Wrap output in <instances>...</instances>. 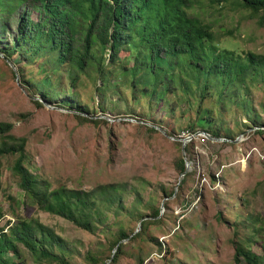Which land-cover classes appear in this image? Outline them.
I'll return each mask as SVG.
<instances>
[{
  "label": "rangeland",
  "instance_id": "374dc122",
  "mask_svg": "<svg viewBox=\"0 0 264 264\" xmlns=\"http://www.w3.org/2000/svg\"><path fill=\"white\" fill-rule=\"evenodd\" d=\"M190 11L214 27L223 45L264 55L263 11L257 15L213 0H196ZM37 71L36 65L27 66V78H39ZM18 74L17 63L0 51V121L12 122V134L29 139L28 166L52 188L121 186L127 209L116 212L115 219V210L108 211V220L87 231L32 203L12 170L19 155L5 154L0 157V227L8 230L18 216L38 219L65 240V262L54 264H95L91 254L114 256L111 244L119 222L134 233L141 229L138 212L151 210L133 206L159 204L163 221L151 225L149 236L124 240L125 253L115 264H138L141 257L144 264H236L235 239L254 235L252 215L264 217L263 79L249 86L252 108L235 105L225 111L224 136L214 139L187 129L195 112L185 107L172 113L149 108L147 101L132 102L129 91L122 98L112 92L102 97L88 83L78 90V100L90 107L84 112L60 106L62 97L43 98ZM181 159L187 161L186 177L178 166ZM172 189L176 194L166 196ZM135 194L141 201L134 205ZM25 254L26 264H37Z\"/></svg>",
  "mask_w": 264,
  "mask_h": 264
},
{
  "label": "trees",
  "instance_id": "16d2710c",
  "mask_svg": "<svg viewBox=\"0 0 264 264\" xmlns=\"http://www.w3.org/2000/svg\"><path fill=\"white\" fill-rule=\"evenodd\" d=\"M195 1L0 0V51L9 62L17 63L23 83L33 86L43 98L62 97L60 106L65 108L90 111L78 100V90L93 83L102 97L112 92L122 98V92L129 91L132 102L147 101L149 108L172 113L185 107L195 112L189 131L205 130L222 137L225 111L235 105L252 108L249 86L264 80V55L240 52L216 40L214 27L190 11ZM213 1L230 2L257 15L263 11L264 15V0ZM17 54L20 58L15 59ZM35 65L39 78H27L26 67ZM98 106L105 109L100 102ZM77 116L82 121H96ZM13 128L12 122L0 121V157L19 155L12 170L32 203L90 232L99 220H108V211L115 210V219L116 212L127 209L124 190L118 185L93 190L64 185L52 188L28 166L29 139L14 136ZM185 150L189 151L188 144ZM178 166L186 177L187 161L181 159ZM174 194V189L166 192V196ZM134 200V205L141 201L139 194ZM133 207L151 211L138 212L141 229L137 233L118 223L111 244L115 254L107 258L109 264L125 253L124 240L149 236L151 225L163 221L159 204ZM3 215L0 209V219ZM251 219L254 235L247 241H234L236 264H264V217L252 215ZM233 225L239 236L238 222ZM156 243L162 250L163 245ZM66 251L64 238L38 219L18 216L8 230L0 227V264H26L25 253L37 264L63 263ZM89 257L95 264H108L101 254ZM144 262V257L138 260V264Z\"/></svg>",
  "mask_w": 264,
  "mask_h": 264
},
{
  "label": "water",
  "instance_id": "95a60500",
  "mask_svg": "<svg viewBox=\"0 0 264 264\" xmlns=\"http://www.w3.org/2000/svg\"><path fill=\"white\" fill-rule=\"evenodd\" d=\"M200 133H205V134H208L211 138H214V139H222L221 137H215V136H212L209 132L205 131V130H201L199 132H196L195 134L196 135H199ZM183 145H186L185 143Z\"/></svg>",
  "mask_w": 264,
  "mask_h": 264
}]
</instances>
